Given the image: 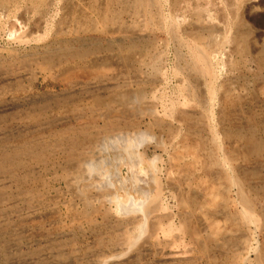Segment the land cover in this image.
Returning <instances> with one entry per match:
<instances>
[{"label": "rangeland", "instance_id": "1", "mask_svg": "<svg viewBox=\"0 0 264 264\" xmlns=\"http://www.w3.org/2000/svg\"><path fill=\"white\" fill-rule=\"evenodd\" d=\"M99 1L53 0L39 14L28 0H0V154L25 153L21 168L0 172V264H183L173 260L177 246L164 255L157 244L140 247L158 218L175 227L158 243L178 237L190 201L189 225L205 245L194 253L198 264H264V73L228 42L246 35L247 59L257 58L264 0H152L138 18L130 7L139 0H124L128 14L122 4ZM236 10L249 25L236 26ZM112 12L120 18L108 26L120 30L107 34L103 18ZM213 36L218 96L210 102L187 65ZM128 41L147 54L139 84H126L118 62ZM81 45L101 48L85 59H98V67L62 61L65 49ZM125 93L134 97L128 103ZM127 150L136 153L135 167ZM153 185L154 194L162 187L163 208L146 218L142 189Z\"/></svg>", "mask_w": 264, "mask_h": 264}, {"label": "bare ground", "instance_id": "2", "mask_svg": "<svg viewBox=\"0 0 264 264\" xmlns=\"http://www.w3.org/2000/svg\"><path fill=\"white\" fill-rule=\"evenodd\" d=\"M30 2V8H31V11H34L36 13H39V14H42L43 13V10H47L48 8H50L52 6V2L53 0H28ZM102 1V0H101ZM101 1H99L101 3ZM110 2L114 3V4H122L124 5V7L122 8V11L120 12L121 14L123 13H127V8L125 7V5L128 3L125 2L124 0H109ZM176 1L177 3L180 2V0H174ZM240 1V0H239ZM238 1V3H239ZM246 1V0H245ZM251 1V0H249ZM148 4L146 3L145 0H139L135 3L132 4V7L130 8H133V12H134V17L135 18H138L140 13H141V9H146L147 7L149 6H152L153 5V2L152 0H148ZM233 2V0H232ZM244 2V0H243ZM248 2V0L246 1ZM175 3V2H174ZM187 3V2H186ZM234 3V2H233ZM245 3V2H244ZM176 4V3H175ZM236 4V7H237V1L235 2ZM234 4V5H235ZM262 4V3H261ZM130 5V4H129ZM240 5V3H239ZM245 5V4H244ZM243 4L240 6H244ZM248 5V4H247ZM259 5V4H258ZM181 6V5H180ZM190 6V5H189ZM208 6V5H207ZM231 7V6H230ZM235 7V8H236ZM245 7V6H244ZM183 8V7H182ZM239 8V7H238ZM253 8V7H252ZM257 8H260V7H257ZM175 9V8H174ZM199 9V8H198ZM240 9V8H239ZM238 9V10H239ZM246 9V8H245ZM177 10V9H176ZM244 10V9H243ZM252 10V9H251ZM116 11V10H115ZM237 11V10H236ZM262 11V10H261ZM45 12V11H44ZM200 12V11H199ZM207 12V10H206ZM249 12V10H248ZM256 12V11H255ZM120 13L118 12H112L111 15H108L105 17L104 15V18H103V21L105 24H107V28H106V33H115V32H119L120 28H117L116 29H113L115 27H113L112 29L109 28V24H114L116 23L119 18H120ZM142 13H146V10H143ZM148 13H150V11L148 10ZM205 13V11H204ZM254 13V12H253ZM38 14V15H39ZM45 14V13H44ZM213 14V13H212ZM261 14V12H260ZM198 17H200L201 15L197 14ZM238 16V11L236 14H234V16ZM253 15V14H252ZM43 16V15H42ZM129 16V15H128ZM204 16V15H203ZM235 16V18H236ZM248 16V15H247ZM255 16V15H253ZM252 16V17H253ZM40 17V15H39ZM141 17V15H140ZM202 17V16H201ZM206 17V16H205ZM204 17V18H205ZM203 18V17H202ZM245 17L244 16H238V18H236V26H246L247 24L245 23ZM39 19V18H38ZM43 19V18H42ZM171 19V18H170ZM133 20V19H132ZM217 20V19H216ZM225 20V19H224ZM41 21V20H40ZM232 21V20H231ZM234 21V20H233ZM248 21V20H247ZM43 22V21H42ZM225 22V21H223ZM249 22V21H248ZM39 23V22H38ZM137 21H134V25H137ZM104 24V25H105ZM255 27H258L259 23H253ZM235 25V24H234ZM249 25V24H248ZM39 26V25H38ZM252 26V25H251ZM254 27V33H253V39L252 40H257L259 37H260V34L258 33V29L256 28L255 29ZM126 28V27H125ZM133 28V27H132ZM206 28V27H205ZM204 28V29H205ZM129 28H126L125 30L126 31H129L128 30ZM138 29V28H137ZM199 29V28H198ZM95 30V29H94ZM124 30V29H123ZM201 30V29H200ZM210 30V29H209ZM212 30V29H211ZM210 30V31H211ZM214 30V29H213ZM242 30V29H241ZM247 30V33H251L250 32V28L246 29ZM245 30V31H246ZM102 31V30H101ZM142 31V30H141ZM121 32V31H120ZM139 32V31H137ZM137 32L135 31L134 33L137 34ZM183 32V31H182ZM197 32V31H196ZM203 32V31H202ZM261 32V30H260ZM105 33V32H104ZM133 33V34H134ZM142 33V32H141ZM140 33V34H141ZM174 33V32H173ZM198 33V32H197ZM196 33V35H197ZM132 34V33H131ZM132 34V35H133ZM139 34V35H140ZM214 34V33H213ZM259 34V35H258ZM210 35V33H209ZM207 34V36H209ZM205 36V35H204ZM214 37V36H213ZM196 38V37H195ZM137 39V38H136ZM207 39V38H206ZM209 39V38H208ZM211 39H215L214 38H211L210 37V44H208V46L202 48V47H197V52L194 53V49L195 47L193 46V53H194V57H192L193 59V65H187L189 66L190 70L195 73V75L197 77H199V79L201 78L203 80V82L201 84H204L203 88L206 87V92H207V95L209 96V101L210 102H214L215 99L217 98V92H218V89H217V85H216V81H217V77H216V74L214 72V66L212 64V61H211V55H213L212 53V50L210 52V47L216 42V41H211ZM247 37L246 35L242 34L240 35L239 33L234 36V38L231 39V41L229 40L228 42L231 43V53H235V54H238V55H241V59H246V62H252L254 64L257 65L256 68H258V70L260 71V73H264V49L260 52V54L257 56L256 59L254 60H249L247 59L251 53L249 51V49L247 48ZM251 39V38H250ZM216 40V39H215ZM207 41V40H206ZM129 42V45L126 47L125 46H119V49H120V52H122L123 50L125 51L124 52V55L120 56V61H118L119 63H121L122 65H124L127 69L126 70V84L127 85H131L133 83H136V84H139L141 83V78L142 76L144 75V71L142 70V65H147L148 66V62L146 61V57H147V54L144 53L142 50H137V45H136V41H128ZM219 43H221L220 41H218ZM217 42V44H218ZM227 42V41H225ZM223 42V44L225 43ZM227 42V43H228ZM223 44H218V45H222ZM194 45V44H193ZM252 46V45H250ZM76 47V46H75ZM71 48V47H70ZM217 48H219L217 46ZM109 50H114V47H109L107 51ZM215 51V50H214ZM101 52V48L99 46H94L92 48H87L85 46H80L79 48H76V49H65L64 53L62 54V58L63 60L62 61H74L73 64V68L76 66H81V65H85L88 61H86L85 59L88 58V56L90 54H98ZM119 53V52H118ZM212 53V54H211ZM56 54V53H55ZM123 54V53H122ZM191 54V53H189ZM156 56H153L152 57V60H153V63L151 64V68L153 70V74L156 75L160 72V67L157 65V60L155 59ZM251 58V57H250ZM191 60V59H190ZM76 61V62H75ZM97 61L98 59H95V60H92L90 62H88V64L90 63V66H94L96 65L95 67H98L97 66ZM114 62V61H113ZM190 62V61H189ZM99 63V62H98ZM115 63V62H114ZM113 63V64H114ZM60 64V63H59ZM138 64L140 65L139 68L135 67V65ZM188 64V62L186 63ZM109 65V64H108ZM67 66V65H66ZM100 66V65H99ZM104 66V65H103ZM123 66V67H124ZM225 66V65H224ZM69 67V66H68ZM71 68V66H70ZM71 68V69H73ZM113 68V67H112ZM118 68V67H117ZM69 69V68H68ZM124 69V70H125ZM65 70V68L63 69ZM67 70V69H66ZM63 71L64 72H66ZM74 70V69H73ZM187 70L186 69H177L176 71H178V73L180 74H184L185 75V71ZM123 71V70H122ZM190 74V71L188 72ZM259 76V75H258ZM151 77V76H150ZM261 77V76H260ZM82 78H85V76L83 75ZM118 78L116 77H110V80H117ZM198 80V79H197ZM82 81V80H81ZM156 81V80H155ZM100 82V81H98ZM197 82V81H195ZM263 83V82H262ZM79 84V83H78ZM82 84H85L84 82ZM77 85V83H76ZM220 85V84H219ZM105 87V86H104ZM156 87V86H155ZM221 87V85H220ZM219 87V89H220ZM106 88V87H105ZM104 88V89H105ZM231 89V88H230ZM198 90V89H197ZM221 90V89H220ZM222 90L224 91V89L222 88ZM261 90V89H260ZM199 91V90H198ZM197 91V92H198ZM226 91V90H225ZM200 92V91H199ZM202 92V91H201ZM204 92V91H203ZM222 92V91H221ZM229 92V91H228ZM141 93V92H140ZM140 93H139V97H140ZM224 93V92H223ZM226 94H229L227 92H225ZM224 93V94H225ZM233 93V91H232ZM134 95V94H132ZM223 95V94H222ZM133 96H131L129 93H125V96L123 98V102L124 103H128L129 100L132 99ZM143 97V96H142ZM224 97V96H222ZM228 97V95L226 96ZM134 98V97H133ZM137 99V98H136ZM234 100V99H233ZM98 102H100V99L97 100ZM227 101V100H226ZM219 102V101H218ZM205 103V102H204ZM231 103V102H230ZM233 103V102H232ZM237 104V103H236ZM139 105V104H138ZM223 107V106H222ZM225 107V106H224ZM222 111V110H221ZM206 115V114H205ZM113 125V124H111ZM108 130H111V131H114L116 130V126H113V127H110ZM141 135V134H140ZM142 136V135H141ZM142 139V138H141ZM250 144L252 145L253 147V150L254 152H257V151H260L261 150V144L258 143L256 140L252 139L249 140ZM30 146V145H29ZM26 149V147H25ZM25 153L22 152V154H18L17 151H9V152H3L2 154H0V172L2 173H5V172H8L9 174H12V170L10 171V168L13 166L14 169H17V168H21L22 167V164L21 162H19V158L21 155H24ZM127 154L129 156V159L131 160H128V162H126L128 164V166L130 167H135V162L133 161L132 159V156L133 154H136V153H132L130 152L129 150H127ZM28 155V154H27ZM117 155V154H116ZM136 157V156H135ZM124 158V157H123ZM23 160V159H22ZM130 161V162H129ZM136 161V160H135ZM116 162V161H115ZM123 162V161H122ZM125 162V161H124ZM12 168V169H13ZM138 168V167H137ZM25 172V174L27 173L26 170L23 171V173ZM77 176L78 177H81L82 175L79 173H77ZM24 177V181L27 180V175L23 176ZM143 181V180H141ZM21 182H22V179H21ZM154 186V185H153ZM181 187V186H180ZM153 190V194H150ZM154 191H156V187L154 186V189L152 188V186H149L148 189L145 190L142 189V192L144 194V196L146 197V199H149V202L148 204L144 207V208H141V213H143L144 217L146 218H151L153 215H155V213H157L158 211H160L163 206L161 204V191H162V187H160V190L157 194H154ZM143 202H141L142 204ZM140 204V205H141ZM244 204V203H243ZM194 205H195V202L194 201H190L189 203V206L190 208L188 209L189 212L187 213L189 216L188 217H183V218H178L180 219L179 221V226L177 227V230L179 232V235L178 237L176 236H173V237H176L173 241H166L165 243H162L161 240H159V243L157 242V239H158V236L159 234H163L164 236H170V232L174 230L175 227L169 225L167 226V228H164L162 227V224L160 223V218H158V220H154V221H151V224L149 225L148 227V230H147V237H146V241H144V245L140 248H144L146 249L145 247L146 246H151V245H155L156 244L158 246H162V248H160V253L161 255L165 254V250L167 249H172V248H179L178 250H176L173 254V260H175V262H180V263H183V264H198V261L202 260V257H195L194 256V253H200L198 251L197 248L200 247L201 249V252L205 251V245L203 244V242H200V234H201V230L195 226L194 228L191 227L189 224V220L191 219V215L194 213ZM245 205H250V202L246 201L245 200ZM137 206V205H136ZM163 211V210H162ZM166 215V214H164ZM160 216V215H159ZM155 218V217H154ZM173 218V217H172ZM165 219V217H164ZM167 219V218H166ZM174 219V218H173ZM172 219V220H173ZM168 221V220H167ZM171 222V221H169ZM195 223V222H194ZM143 228V226H142ZM203 230V229H202ZM144 231V230H143ZM161 234V235H162ZM160 235V236H161ZM159 236V237H160ZM163 236V237H164ZM172 237V236H170ZM169 237V238H170ZM162 238V237H161ZM164 238H168V237H164ZM162 238V239H164ZM163 241V240H162ZM165 241V240H164ZM132 244V243H131ZM177 246V247H176ZM157 247V246H156ZM159 248V247H158ZM144 249H142L144 251ZM138 250V249H137ZM141 250V249H140ZM147 250V249H146ZM151 250V249H150ZM175 250V249H174ZM170 251V250H169ZM155 253V252H154ZM143 254V253H142ZM206 254V253H205ZM134 255V254H133ZM198 255V254H197ZM134 257V256H133ZM136 257L137 259H139L141 257V253L138 251L136 253ZM170 257V256H169ZM135 258V257H134ZM133 259V258H132ZM172 260V259H171ZM174 263V262H173Z\"/></svg>", "mask_w": 264, "mask_h": 264}]
</instances>
